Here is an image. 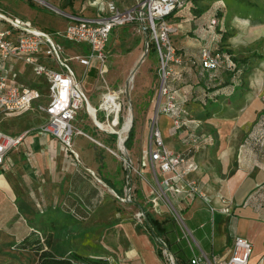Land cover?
I'll use <instances>...</instances> for the list:
<instances>
[{"label":"crops","instance_id":"crops-1","mask_svg":"<svg viewBox=\"0 0 264 264\" xmlns=\"http://www.w3.org/2000/svg\"><path fill=\"white\" fill-rule=\"evenodd\" d=\"M47 1L52 6L50 9L55 7L60 10L58 14H40L38 9L31 11L23 6L24 15L21 16L30 18L37 27L52 32L65 27L66 12L89 16L98 14L96 9L87 7L81 0L72 5L68 3L63 8L60 7L63 0ZM135 3L132 1L128 7ZM2 7L7 8L4 5ZM128 7L121 3L120 8ZM210 8H214V14L218 6ZM209 9L196 15L190 11V7H185L173 14V20L180 17L183 23L189 18H195L194 22H198L200 18L205 19L203 14ZM182 23L176 22L179 26H184ZM199 28L200 32L206 30H201L200 26ZM178 31L182 29L178 27ZM114 32L116 37L117 31ZM194 39L197 42L180 43L178 48L182 49V58H194L198 64L189 66L187 70L184 65L174 64L173 81L171 80L170 85L171 89H177L175 91L179 96L181 90L188 91L190 99L186 117L188 123L193 124L188 129L183 127L175 130L171 127L172 117L163 112L156 120L167 146L175 152L191 155L196 162L197 169L191 171L189 176L198 180L204 196L170 193L167 197L184 217L200 249L220 260H227L232 253L233 239L239 235L252 244L249 264H264V206L248 203L250 194L264 185V152L248 142L247 134L250 125L256 124L264 116V104L259 92L254 90L253 83L248 85L246 79L238 81L229 77L226 72H223L221 78L215 77L208 83L203 78H196L193 72L200 65L201 49L205 42L202 38ZM116 43L117 41L114 45ZM23 69L22 79L27 84L35 85V78L28 69ZM205 70L206 75H211V69ZM141 77L140 80L150 77L149 66H146ZM164 99L163 96L160 106ZM24 114L2 116V120ZM43 119L40 124L32 127L27 126L30 122L27 116L18 119L21 128H17L14 134L24 131L27 134L20 147L10 152L11 164L0 168V263L9 258L10 253L20 255L21 250L27 251L17 247V244L33 230L41 231L46 243L67 255L70 250L77 251L73 244L80 247L89 244L88 232L108 229L114 232L127 231L133 240L132 255L136 256L140 251V258L144 259L145 264H161L150 238L138 233L141 226L132 221L133 214L130 212L133 210L131 203L136 204L138 210H147L136 202L138 186L134 179L140 181V189L150 202L152 198L148 193L145 194L146 190L151 189L147 180L148 172L152 170L158 186L164 177L160 171L159 175L156 173L147 153L151 143L150 130L147 138L140 131L134 134L133 147L129 148L130 152H135L130 157L132 173L137 177H132L133 198L130 202L119 204L120 200L113 191L123 195L127 170L122 166V158L108 149L113 147L81 129L86 134H75L82 135L85 139H73V153L59 139L38 133V128L45 122V115ZM95 130L100 132L96 128ZM209 138L213 140L212 144H208ZM192 139L194 142L204 140V143H190ZM115 143L116 139L113 138L114 146ZM100 148H105L112 156L104 155ZM136 152H140V156ZM96 176L111 188L112 193L105 191ZM161 201V210L170 213L166 203ZM182 241L187 244L185 240ZM63 246L66 249H60ZM81 254L88 255L86 252Z\"/></svg>","mask_w":264,"mask_h":264},{"label":"built area","instance_id":"built-area-1","mask_svg":"<svg viewBox=\"0 0 264 264\" xmlns=\"http://www.w3.org/2000/svg\"><path fill=\"white\" fill-rule=\"evenodd\" d=\"M27 1L52 7L47 0ZM95 5L97 15L66 12L65 27L50 32L37 27L30 18L13 13L0 4V122L2 116L21 115L29 111L41 112L45 115V122L38 128V133L59 139L74 153L73 135L86 134L74 125V120L79 111L85 109L96 129L115 135L117 149L124 152L120 155L118 150L108 147L112 153L122 158L127 170L123 195L114 191L113 193L120 201L130 202L134 190L130 173L132 164L130 158L126 156L128 149L124 143L132 126L126 128L128 117L121 124L122 110L126 106L122 94L126 89H111L107 85L98 105H93L92 113L91 102L78 79L73 61L85 67V71L95 61L98 64V72L103 75L108 70L107 46L112 30L121 25L137 22L140 29L150 32V43L162 61L161 95L165 97V104L159 105L158 109L172 117L173 129L186 127L184 118L188 113L186 100L175 90L172 91L164 81L167 82L169 72L166 66L168 67L169 61H179L175 59L176 48L171 38V34L177 31V26L170 21V16L175 10L187 7L188 0H138L134 6L128 8H120L113 0L106 2L95 0ZM218 21L214 13L209 19V26L214 27ZM60 39L72 44H84L87 49L85 52L66 55ZM220 59L219 52L203 50L202 60L205 67L218 66ZM22 66L35 78V85L27 84L22 79L24 70ZM229 67H234V63L232 62ZM36 102L39 103L37 108H34ZM128 108L129 116L131 103L128 104ZM99 116L103 118L100 119ZM155 119L150 127L151 143L147 153L153 167H157L164 177L159 181L161 192L151 201L155 208L159 206L160 200L166 203L181 232L178 240H185L193 253L189 264H249L252 244L243 236L234 237L232 253L227 260H220L213 254L200 248L197 250L195 247L196 241L192 231L187 227L184 217L172 206L167 194L186 193L204 196L198 180L189 176L191 171L197 169V164L191 155L175 152L167 146L162 129ZM256 124L255 145L259 151L264 152V118L261 117ZM26 134L27 131L14 135L0 129V168L11 164L9 154L20 147ZM96 179L101 181L97 176ZM144 215V210L136 212L140 220ZM156 239L171 261L170 264H176V258L166 246L165 240L157 237Z\"/></svg>","mask_w":264,"mask_h":264},{"label":"rangeland","instance_id":"rangeland-1","mask_svg":"<svg viewBox=\"0 0 264 264\" xmlns=\"http://www.w3.org/2000/svg\"><path fill=\"white\" fill-rule=\"evenodd\" d=\"M70 1H72V3ZM76 1L77 0H63V3L61 4L60 7L63 8L68 3L72 5L76 3ZM100 1L106 2L108 0H100ZM113 1L116 4L120 5V7H121V3L122 6L128 7L131 5L132 1L133 3L134 2L137 3L138 0H131V1L120 0V2L118 0H113ZM257 1L264 3V0H257ZM31 2L32 1H27V0H1L0 4L7 7L13 13L19 15H24L22 12V9L24 7L31 11H34V9L35 10L38 9L39 11H41L40 14H44L46 12L58 14V12H56L58 10H56L55 7L50 9L51 7L40 5L37 3L32 5ZM201 2L208 4V9L213 5L216 6V8L217 6H220L218 8H221V10L215 9L218 10L216 11L217 13L216 16L219 19L218 24L215 25L214 27L209 26V19L213 14L214 12L213 10L215 7L210 8L209 9L210 12L208 11L206 14H203L205 19L200 18L198 22H194L195 18H189L186 21H183L182 23V21H180L181 19L180 17L178 19L173 20L174 18L173 15L170 16V21L177 26V31L171 34V38L176 48L175 59L177 58L179 61L176 60L169 61L168 67L166 66V70L169 73L166 80L167 82L165 83L164 81V84L168 85V87L171 89L170 85L172 84L173 81L172 78L174 74L173 72L174 64L184 65L186 67V70L188 69L189 66L192 67L195 64H198V62L194 58H190L187 56L182 58L180 54L182 49L178 48L180 43L182 44L187 41L197 42L194 39L195 37H197L199 38V40L200 38H202V40L205 43H203V47L201 49V55H200V65L202 66L203 69H201V66L198 65L199 67L197 68V71L193 72L195 77L203 78L206 80L207 83L212 82L215 77L221 78L223 76L222 75L223 72H226L227 67L230 66V64H232L233 62L230 54L226 52H222L223 50H226L228 48L233 51L232 54L234 56L237 57L252 56L253 57V59L251 60L252 67L250 71H248L247 73H243L241 70L239 76L241 78V76L244 75V78L248 81V85H252L253 83L254 90L257 93L259 92L260 97L264 104V15L255 17L248 14L246 15V13L239 14V12L238 13L230 12L224 0H202ZM81 3L85 4L87 7H92L97 11L95 0H81ZM240 9H242V7ZM190 11H192V9ZM218 12H223V16H220ZM176 22H181L184 26H179V24H176ZM188 23L189 25H186ZM199 26L202 27L201 30H203V28H205L206 30H203L204 32L203 31L200 32ZM178 27L182 29V31H178ZM114 31H117L116 37ZM223 34H227L229 36L225 40L226 44L222 45L221 43L222 41H224V39H222ZM150 35L151 34L149 31L147 30L143 31L142 29H140L139 24L137 22H133L131 24L128 23L125 25L115 27L110 34L109 44L107 46L108 58L106 63L108 70L103 75H101L98 72V64L95 61L86 71H85V67L73 61V66L76 69L78 79L92 105H98L100 96L106 90L107 85L111 89H117V90L121 88L126 89V92L122 94L124 102H126L125 103L126 106L122 110L123 115H122L121 124L128 117V113H129L128 104L131 103V113L133 115V122L130 131L133 130V134H135V132L137 131L143 132L145 138H147L149 135V130L153 120L155 118L157 119L158 115L162 113L161 109H158V106L161 104V100L163 97L161 95L162 92L161 86L163 84L162 61L161 58L158 56V54L155 52V50L151 48L152 43H150L151 42ZM146 40L150 44L147 52L145 51ZM60 41L65 48L66 55L85 52L87 49V47L84 44H72L64 39H60ZM115 41H117L116 45H114ZM216 41L218 42L215 44ZM210 42H213L214 44ZM204 49H209L213 52H219L221 54L219 65L209 68L211 69L210 70L211 75H206L207 73L205 68L207 67L203 65L202 53ZM146 66H149L150 77L149 78L147 77L144 80H140V77L141 75H143ZM235 79L239 81V79L237 78ZM151 81L153 82L152 84ZM171 90L177 91L176 88H172ZM181 92H182L181 95L183 94L186 100L185 101L186 109L188 110L187 105L190 99L188 97V91L186 90L184 92L181 90ZM155 102L157 104L156 106L154 105ZM37 103L39 102H36L33 105L34 108H37ZM150 104L151 107H149ZM164 104H165V99L161 106H163ZM262 109L264 110V106ZM43 115H44L43 113L38 111H29L21 117L27 116V119L30 121L27 126L32 127L44 121ZM21 117L3 119L0 122V129H2L7 133L14 134L17 128H21L18 120ZM99 117L100 119L103 118L102 116ZM186 118H185L186 121L185 124L187 125L185 126L188 129L193 124V122L191 121L192 123L191 125H189L188 124L189 120L188 118L187 119ZM262 118H264V116H262ZM74 125L99 138L105 144L111 145L113 148L116 149V151L118 150L117 151L118 154L120 155L124 154L122 150H120L119 148L117 149L116 143L115 146L113 145V137H114L113 135H109L108 133L102 131L97 132L95 130L96 127L93 123V120L85 109H81L79 111L78 115L74 120ZM256 126L257 124L252 123L247 132L249 136L248 142L251 145L252 144L255 145L256 143V139L254 136ZM171 127H172V122H171ZM189 131L191 132L190 129ZM73 139L82 141L85 138L82 135L74 134ZM133 139H134V135L131 138L130 142H128L126 139L124 143L125 147L128 149V152L126 151L127 154L126 153L125 154L129 158L133 157L132 154L135 153L132 151L130 152L129 150V148L133 145L132 144V142L134 141ZM192 141L193 139L190 140V143H194V144L204 143V140H201L199 142H194V141L192 142ZM208 141H209V143L207 142L208 144H210V142L211 144L213 143L212 139ZM166 142L167 141L165 140V143ZM100 150L104 152V155L108 154V156L109 155L112 156L110 153L107 152L105 148H100ZM139 153L140 152H136L137 155H139ZM122 166L123 167L125 166L124 162ZM155 170L156 173H158L159 175L160 173L157 167L155 168ZM130 173L133 178L134 177L137 178L134 175L135 173L134 174L132 173V169L130 170ZM147 180L149 181V185L151 189H149L148 191L146 190L145 194L148 193L150 195V198H153L154 196L158 195V193H160L161 190L159 189L156 179L153 177L151 169L148 172ZM134 183L136 186H138V188L136 187V189L138 190V194H137L138 196L136 202H139L141 205L145 206L148 211L153 213L160 220L172 218L171 213L163 212V210H161L162 207L160 206L159 207L157 206L155 208L153 202L148 201V197L144 196L143 192L140 189L141 183L138 179H136V181L134 179ZM101 186H103L105 191L112 193L111 188L103 184V182L101 183ZM118 203L123 204L124 201H118ZM130 206L133 209L132 211L130 210V212L133 214L132 221L136 222L137 224H140L141 226V228L138 229V233H143L144 235H147L150 238L151 244L154 247L155 253L156 255H158L161 264H170L171 261L169 260L168 256L165 255L164 252L162 251V247L159 246L158 244L159 241L154 236H152L151 233L144 227L145 218L143 217L140 220L136 216V212L138 211V206L134 203H131ZM119 208L124 210V207L120 206ZM43 234L45 235L44 232ZM87 235L89 236L88 238L89 244L85 245V247L82 246L80 247V245L75 246V244H73V246L77 249V252L78 251L79 253L86 252L90 256L104 257L110 261V264H124L125 262H127L128 264H145L144 259L140 258L141 257L140 251H138L137 253L138 255L136 256L132 255V252L134 251L133 250L134 246H132L133 240L132 237L128 235L127 231L121 230V232H114V230L104 229L101 231H93L91 233L88 232ZM194 244L197 250H199L198 245L195 242ZM64 248L66 249V247L64 246L62 248L60 247V249L62 250H64ZM35 258L36 255L34 253L28 250L27 251L21 250L20 255L19 254L13 255L12 253H10L9 258L4 259L3 260L4 262L2 264H25V263L33 264Z\"/></svg>","mask_w":264,"mask_h":264},{"label":"trees","instance_id":"trees-1","mask_svg":"<svg viewBox=\"0 0 264 264\" xmlns=\"http://www.w3.org/2000/svg\"><path fill=\"white\" fill-rule=\"evenodd\" d=\"M202 0H188L187 7L192 9V12L196 15H201L208 9V4L201 2ZM227 8L230 12L239 14L246 13L251 16L264 15V3L257 0H224ZM72 3V1H70ZM186 7V8H187ZM220 7V6H218ZM242 7V9H240ZM220 9V8H217ZM175 10L172 15L176 12ZM218 11V10H217ZM217 14V13H216ZM220 16H223V12H218ZM171 15V16H172ZM229 35L223 34L222 45L226 44L225 40ZM218 42V41H217ZM216 42V43H217ZM152 45V44H151ZM154 49L153 46H151ZM226 49V48H224ZM231 55L234 67H227L226 73L231 78H237L240 81L244 80V75L239 76L240 71L247 73L252 67V56L237 57L232 54V50L229 48L223 50ZM133 130L130 131L127 141L130 142L133 137ZM114 140L116 136L113 135ZM248 203L264 206V185L260 186L256 191L250 194ZM144 227L151 233L155 238H162L166 242L168 249L174 254L176 258V264H189L192 258V253L188 248L187 244L181 239L178 240L181 232L177 223L171 219L160 220L153 216L147 210H144ZM234 241V239H233ZM160 246V245H159ZM20 249L31 250L36 255V260L33 264H110V261L101 256H90L84 255L76 250H70L67 255L62 254L59 249L50 243L45 242V237L41 231L33 230L25 237H23L17 244ZM161 252V250H160Z\"/></svg>","mask_w":264,"mask_h":264},{"label":"bare ground","instance_id":"bare-ground-1","mask_svg":"<svg viewBox=\"0 0 264 264\" xmlns=\"http://www.w3.org/2000/svg\"><path fill=\"white\" fill-rule=\"evenodd\" d=\"M90 111L93 113L94 112V106L90 103ZM133 122V115L132 113L128 116V122H127V125H126V128L128 127H131V124Z\"/></svg>","mask_w":264,"mask_h":264},{"label":"water","instance_id":"water-1","mask_svg":"<svg viewBox=\"0 0 264 264\" xmlns=\"http://www.w3.org/2000/svg\"><path fill=\"white\" fill-rule=\"evenodd\" d=\"M148 47H149V44H148V41L146 40V43H145V51L147 52V50H148ZM131 126H132V124H131Z\"/></svg>","mask_w":264,"mask_h":264}]
</instances>
